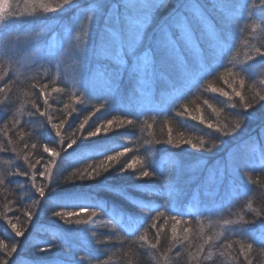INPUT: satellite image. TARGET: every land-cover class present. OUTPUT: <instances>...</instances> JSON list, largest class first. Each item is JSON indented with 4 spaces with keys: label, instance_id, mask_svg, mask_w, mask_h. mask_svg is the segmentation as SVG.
I'll use <instances>...</instances> for the list:
<instances>
[{
    "label": "snow or ice",
    "instance_id": "obj_1",
    "mask_svg": "<svg viewBox=\"0 0 264 264\" xmlns=\"http://www.w3.org/2000/svg\"><path fill=\"white\" fill-rule=\"evenodd\" d=\"M72 2L73 0H63L59 9ZM102 7V4L96 3L90 6L89 12L93 13ZM41 8L44 13L59 10L48 4H41ZM169 8V13L157 22V13ZM109 11L112 14L105 16L104 34L94 49L89 51L86 40L83 49L77 53L79 69L75 86L78 87V91L67 94L69 88L67 84L63 87L53 86L50 90L48 83H41L38 88L33 85L35 99H30L23 109H16L20 116H24L26 112L27 118L21 120L11 111L19 101V97L13 99L16 95L15 85L18 82L8 73L0 71L2 82L0 94L3 95V99H0L2 125L0 134L3 136L0 140V154L11 152L15 153L16 158L22 159V163H10L8 168L0 171V186H4L6 192L11 191L19 197L9 201L6 205L7 213H12L18 220L22 216L26 221V224L18 226L7 214L5 215L6 226L10 228L15 242L6 243L0 239V264H109L111 257L104 251V246L112 242L125 227H131L134 223L137 226L132 232L135 237L132 243L137 245V254L143 255L147 251L159 253V264H178L184 257L181 249L188 247L185 242L189 241V233L193 229L185 227L182 233H178L177 225L184 223L178 214L168 210L160 211L159 208L154 210L148 203H133L125 192L114 191L116 188L107 190L135 206L139 213L147 217L146 220L138 223L135 219L138 215H127L120 208L109 207L99 201L94 202L90 210L80 207L78 210L68 211V206L58 204V201L50 196V193L55 191L54 185L58 187L76 181L95 180L113 169H117L118 175L133 172L138 180L151 179L155 176L148 167L144 155L133 154L130 159H121L134 151L131 147H122L118 151H111V154L103 155L98 162L86 164L82 170L72 172L69 179L61 180L57 175L60 174L59 160L62 153L73 147L78 140L106 136L113 125L116 126L114 131H118L139 123L140 119L119 115L86 131L91 116L105 108L108 99L120 90L125 80L131 84L133 92L139 97L145 90L153 93L162 80L170 92H175L177 80L187 81L194 78L193 87L180 94L176 102L186 99L193 90H200L210 78L223 80L230 91L211 85H208V90L225 98L230 106L237 110L236 123L230 132L225 130L227 126L221 127L211 119H206L203 114L199 116L193 114L187 105L182 111H177L176 115L198 121L223 137L238 133L244 127L248 116L259 111L261 122L253 143L259 144L260 148L259 151L253 149L250 159H259L261 165H264V43L254 45L243 61L237 62L229 58L235 47L232 37L241 34L242 31L238 25L258 21L259 23L253 24L251 28L253 35L261 25H264V0H205L204 3H201V0H177L175 4L173 0H144L143 3L137 0L134 4L115 0L114 5L109 6ZM245 13L247 15H244ZM21 15L23 14L13 10L10 0H0V24L6 26L9 21ZM88 18L92 20L93 15ZM243 31L248 29L245 28ZM17 38L19 39V36ZM261 39L264 40V37ZM250 43L251 41L246 42ZM157 49L164 52L165 63L171 64L170 70L163 68L158 62ZM59 54L56 48L40 50V58L48 63L49 68L58 67L52 62ZM4 55L9 60L12 59V54L7 50ZM85 82L91 88L103 91L106 94L105 99L102 100L100 108L83 116L75 126L68 128L69 121L79 112V106L88 105L90 102L86 95ZM249 85L256 89L251 97L246 94ZM53 93L60 95L53 98ZM50 99L57 105L62 104V108L57 107L54 112ZM203 103L219 114L220 109L208 99ZM197 111L201 110L197 108ZM148 116L155 119L157 115ZM43 126L51 129L57 138V144L49 146L43 142L41 150L42 141L36 133ZM152 128L153 124L148 123L150 135ZM69 132L71 138L66 139ZM34 139L35 142L29 143ZM249 139L251 140V137ZM145 143L153 144L151 140H146ZM161 143L176 148L187 144L198 151H211L204 139H200L198 143L191 139L176 141L170 127L166 140H155V144ZM218 144L219 141L213 140L215 147ZM20 145L23 149L18 151ZM38 152L39 156L33 159ZM237 167L247 183L258 184L257 181L249 179V175L256 170L248 161L237 163ZM172 175L173 171L169 169L168 176L165 177L166 184L171 183ZM229 175L227 167L220 172L219 179L222 185L228 180ZM259 186L264 187V184ZM171 195L170 189L169 197ZM29 196L30 199H25ZM46 201L58 206L49 207ZM42 211H47L48 215L69 230L56 227L63 234L62 239L58 237L43 242L29 241V236L37 226V223L34 224L37 214ZM85 211H88L87 218L81 219ZM247 213L251 216L250 219L246 215H240L235 221L232 219L223 221L224 225L228 226V232L238 237L235 243L214 242L212 236L208 235L202 244L193 246L194 250L192 248L188 250L186 264H217L218 261L219 264H224L226 256L224 249L229 250L228 255L235 251V256L229 264H254V253L257 256H264V212L255 211L249 204ZM101 215L115 223V227L109 228V234L104 238L98 236L94 227L95 220ZM169 221L172 222L170 245L175 243L176 248L169 246L165 250L162 247V239L165 237H162L161 233ZM81 231L83 235H79ZM124 235L127 236L128 233L124 232ZM225 239L227 240V237ZM25 241L29 243L25 245ZM124 243L123 240L119 242L121 247ZM173 252L174 256L170 255Z\"/></svg>",
    "mask_w": 264,
    "mask_h": 264
},
{
    "label": "trees",
    "instance_id": "obj_2",
    "mask_svg": "<svg viewBox=\"0 0 264 264\" xmlns=\"http://www.w3.org/2000/svg\"><path fill=\"white\" fill-rule=\"evenodd\" d=\"M99 1L103 5L102 8L106 10V0H73L71 4H67L61 9L59 8L63 0H10L13 10L23 15L17 19H12L6 26L0 24V71L8 73L12 79L18 82L15 85L16 95L13 99L15 100L16 97H19V101L11 109L12 113H15L18 118L21 120L27 118L26 112L24 116H20L16 109H23L29 103L30 99H35L33 85H36L38 88L41 83H48L50 90L53 86L63 87L67 84L69 85L67 94H72L79 90L74 82L68 81V78L62 73V68H49L48 64L42 61L36 54L31 56V58L35 57L34 60L25 63L21 62L24 49H28L26 54L29 51L33 52L38 47V44L41 43V41L38 42V35L44 37L42 42L48 39L47 34L43 33L42 25H50L55 22H69L79 11L89 8ZM110 1L113 3L115 0ZM175 3H177V0H173V4ZM41 4L51 5L59 10L44 13ZM170 8L157 13V22L169 13ZM244 15H247V13ZM256 23L259 22L252 21L241 24L242 31L241 34L236 35L234 41L235 47L229 57L230 59H234L237 62L243 61L254 45L264 43V40L261 39V37H264V25H261L254 35L251 33V28ZM245 28L248 31H243ZM103 34L104 24H101V21H99L92 29L90 35L89 45L91 46V50L94 49ZM18 36L19 39L17 38ZM248 41H251V43L246 44ZM6 50L12 54L11 60L4 55ZM160 54L161 51L157 49L158 60ZM47 77H50V79H47ZM5 78L7 79L9 77ZM208 85L217 88L223 87L225 91H230L223 80L210 78L205 81L200 90H193L192 94L188 95L186 99L177 102L174 101L176 104L163 107L161 105H155L152 102L155 95L158 97L162 95L163 98L168 97L169 93L171 94L169 89L162 90L161 86L157 85L156 91L153 93L151 91H142L143 94L138 97L133 92L131 84L127 80L122 82L120 90L111 95L105 108L91 116L90 124L86 131L90 130L91 127H95L97 124L104 123L108 119H113L119 115L129 116L137 120L140 119L139 123L130 127L126 126L118 131H114L116 126L113 125L106 136L100 135L86 140H78L73 147L62 153L59 160L61 175L59 173L57 175H59L61 180L69 179L71 178L72 172L78 169L82 170L86 164L98 162L103 155L107 153L111 154V151H118L122 147H131L134 151L128 153L127 157L121 159H130L133 154L144 155L148 167L155 173V176L151 179L138 180L133 172H124L118 175L117 169H113L95 180L76 181L58 187L54 185L55 191L50 193V196L58 201V204L68 206V211L78 210L80 207L90 210L92 204L99 201L109 207L115 206L120 208L127 215H138L135 217L138 223L146 220L147 217L139 213L135 206L131 205L122 197L115 195L112 191L107 190L109 188H116L114 191L125 192L128 195L127 198L133 203H148L154 210L159 208L160 211L168 210L174 214H178L179 218L184 221V223L177 225L178 233H182V229L185 227L193 229L189 233V241L185 242L188 247L181 249L185 255L178 264H186L188 250L190 248L194 250L193 246L202 244L208 235L212 236L214 242L235 243L238 237L228 232V226H225L223 221L226 219L235 221L240 215H246L250 219L251 216L247 213V206L249 204L252 205V209L255 211L264 212V187L259 186L264 184V165L260 169H255L256 171L249 175V179L257 181L258 184L248 183V189L245 190L243 197L237 200L233 198L231 205L225 209L219 210L218 212L212 210L210 213L195 215L188 208V205L192 204L191 195L193 191L194 193L200 192L204 189L203 185H207V180L205 179L206 169L215 162L225 159L226 155L234 147L237 149L238 146L240 147V143L248 136L257 133L258 125L261 122V113L256 111L249 115L244 127L238 133L223 137L219 136L215 131L206 128L205 125L200 124L198 121H193L187 116L179 117L176 115L177 111H182L184 106L187 105L188 110L193 114L197 116L203 114L206 119H211L221 127L227 126L225 130L230 132L232 126L236 123L235 115L237 114V110L232 108L225 98L211 93L208 90ZM0 86H2V82H0ZM255 91V87L249 85V90L246 94L251 97L255 94ZM26 93L27 96H25ZM59 95L53 93L52 97L55 98ZM86 95L90 102H88V105L79 106V112L69 121L68 128L75 126L83 116H87L91 112H94L96 108H100L106 94L101 90L87 89ZM0 99H3L2 94H0ZM205 99H208L216 108L220 109L219 114L204 105L203 101ZM65 100H67V95H65ZM50 103H53L52 110L54 112L57 107L62 108V104L57 105L52 99H50ZM197 108L201 111H197ZM57 115L59 118V114ZM148 115L157 116L155 119H152ZM148 123L153 124L151 135L147 129ZM169 127L172 128L176 141L191 139L194 143H198L200 139H204L208 142L211 151H198L187 144L178 148L164 143L155 144V140L157 139L161 141L167 139ZM36 134L42 141L41 150L43 142L48 143L49 146H55L57 144V138L47 126L40 127ZM77 135H79L78 130ZM65 138L70 139L71 132ZM2 139L3 136L0 134V140ZM146 140H151L153 144L146 145ZM213 140L219 141L217 147L213 145ZM31 142H35V139L29 143ZM22 149L23 146L20 145L18 151ZM137 149L139 151H136ZM240 152L242 154V151ZM39 154L38 152L32 158L35 159ZM10 163H22V159L16 158L15 153L11 152L0 154V171L8 168ZM202 164L205 165L201 168ZM191 167H194V170L190 169ZM169 169H172L173 175L171 177V183L166 184L165 177L168 176ZM170 189L172 190L171 197H169ZM157 193L160 195H157ZM18 198L13 192H6L4 186H0V239L5 240L6 243L15 242L12 238L13 234L10 228L6 226V214L18 226L26 224L22 216L18 220L12 213H7L6 205L10 200L14 201ZM30 198L31 196L25 197V199ZM208 201L206 199L205 203L207 204ZM210 201L212 202V200ZM45 203L49 207L58 206L51 201H46ZM43 208L44 206L42 205V210ZM16 215H19V213H16ZM87 215L88 211H85L80 218L86 219ZM36 223L37 226L29 236V241L35 240L43 242L58 237L62 239L63 234L56 227L69 231L57 219L48 215L47 211H42V213L37 214L34 224ZM171 223L169 221L161 233L162 237H165L162 239V247L165 250L169 246L173 247V249L176 248L175 243L170 245ZM136 226L134 223L131 227H125L123 232L118 234L112 242L104 246V251L111 257L109 264H159V253L147 251L143 255L137 254V245L132 243L135 240L132 232ZM94 227L98 236L104 238L109 234L108 229L115 227V223L101 215L95 220ZM142 231L141 229V234ZM124 232H127L128 235L125 236ZM79 235H83V232L81 231ZM226 237L227 240L225 239ZM122 240L125 242L123 247L119 244ZM29 241H25V245ZM224 250L226 252L224 264H229L235 256V251H232V254L228 255L229 250ZM213 251L215 252V249ZM125 253L127 254L126 257ZM170 255L174 256V252L170 253ZM253 258L254 264H264V256H257L254 253ZM217 264H219V261Z\"/></svg>",
    "mask_w": 264,
    "mask_h": 264
},
{
    "label": "rangeland",
    "instance_id": "obj_3",
    "mask_svg": "<svg viewBox=\"0 0 264 264\" xmlns=\"http://www.w3.org/2000/svg\"><path fill=\"white\" fill-rule=\"evenodd\" d=\"M123 2L127 4H134L137 3V0H123ZM140 2L143 3L144 0H140ZM204 2L205 0H201V3ZM98 3L101 4V1H99ZM114 3L115 1L112 3L110 0H106V10H104V8H100L91 13L89 12V7L75 14L69 22H55L50 25H42L43 33L47 34L48 39H46L45 42H42L44 37L38 35V42L41 41V43L38 44V47L33 52L29 51L28 54H26V51L28 49L25 48L23 51L24 55L21 58V62L25 63L34 60L35 57L31 58V56H33L34 54L40 57L41 49L47 50L49 48H56L60 54L58 58L52 62L53 64L58 65V67H55V69L62 68V73L65 74V77L68 78V81L74 82V84L76 85V81L78 79L77 73L79 69V65L77 64V53L78 51H81L83 49V45L86 40H88V48L91 52L89 39L92 33V29L95 25H97L99 21H101V24L105 25V16L112 14V12L109 11V6L114 5ZM112 11L114 12L115 9L113 8ZM92 15L93 19L90 20L88 17ZM241 24L238 25L240 29L242 27ZM39 30H41V28H39ZM235 39L236 36H233L232 40L235 41ZM160 51L161 54L158 62L163 68L170 70V62L165 63V54L162 50ZM194 82V78H190L187 81L177 80V88L175 92H171V94L169 93L168 97L165 98H163L162 95L161 97L155 95L152 103L155 105H161L163 107H165L166 105H173L175 104L174 101H176L180 93H184L187 89L193 87L192 83ZM158 85L161 86L162 90L168 89L163 80ZM84 87L91 90L93 89L88 86L86 82ZM154 91H156V89ZM143 92L140 94V96L143 94ZM249 137H251V140L249 139ZM254 140L255 134L248 136L242 143H240V147L238 146L237 149H235L234 147L226 155L225 159H221L215 162L206 169L205 179L207 180V185L204 184V189L200 192L194 193L193 191L191 195L192 204L188 205V208L192 212H194L195 215L210 213L212 212V210L218 212L219 210L225 209L226 207L231 205V201L233 200V198L237 200L243 197L245 190L248 189V183L245 177L241 174L239 168H236L237 163L248 161L250 166L254 169H260L263 166L261 165L259 159H250L253 149L259 151L260 148L259 144L253 143ZM240 151H242V154ZM204 165L205 164H202L201 168ZM226 167L228 168L230 175L228 180L225 181L222 185L219 176L220 172ZM193 168L191 167L190 169ZM216 193H218V195ZM206 199L209 200L207 204L205 203ZM210 200H212V202Z\"/></svg>",
    "mask_w": 264,
    "mask_h": 264
}]
</instances>
